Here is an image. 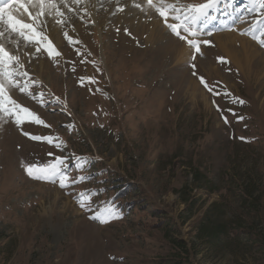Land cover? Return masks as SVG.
<instances>
[{
  "label": "rangeland",
  "instance_id": "obj_1",
  "mask_svg": "<svg viewBox=\"0 0 264 264\" xmlns=\"http://www.w3.org/2000/svg\"><path fill=\"white\" fill-rule=\"evenodd\" d=\"M68 2L76 11L64 9L63 26L45 17L40 28L61 56H32L36 46L20 41L24 69L39 81L32 93L47 103L18 89L16 101L50 127L0 116V264H264V46L249 34L250 0H220L197 37L211 41L197 75L194 50L153 9ZM81 77L97 83L81 86ZM56 156L69 158L71 177L91 178L62 189L28 175L26 165ZM85 190H96L87 209ZM109 204L118 218L92 219Z\"/></svg>",
  "mask_w": 264,
  "mask_h": 264
},
{
  "label": "snow or ice",
  "instance_id": "obj_2",
  "mask_svg": "<svg viewBox=\"0 0 264 264\" xmlns=\"http://www.w3.org/2000/svg\"><path fill=\"white\" fill-rule=\"evenodd\" d=\"M220 0H204L203 3H188L177 6L175 0H144V3L132 0L131 7L147 12L148 9H153L159 18L162 19L164 25L180 40L185 41L194 51L192 55V70L193 75H197V65L195 60L197 55L201 53V44L210 45L211 41L199 40L197 37L204 34L202 29L211 21L216 20V15L213 10L218 6ZM80 0H72V4L78 5ZM128 5H118L116 11L124 12ZM64 9L69 12H75L76 9L69 5L68 0H0V116L7 114L14 118V122L21 126L26 122L36 123L45 127H50L45 123L40 116L31 109L24 107L18 103L10 95L12 89H18L20 93L27 94L32 99L39 97V103L46 106L44 100V93L39 92L35 95L32 93V87L38 86L39 81L32 80L30 74L24 69L21 61L20 41L24 42V46L35 45V52L32 56L41 52L43 48L51 59L61 56V53L52 44L51 40L40 30L42 25H46L45 17H52L56 24L63 26L67 22L66 13ZM87 14V10H83ZM248 11L254 14L249 28V34L261 46H264V0H250ZM26 17V19L24 18ZM83 19V16H81ZM245 19L244 17L240 18ZM128 33V30L125 29ZM209 35L211 32L208 33ZM15 37V39H13ZM64 37L70 45H73L77 55H82L79 48L75 45L80 44V41L74 40L69 36L67 31L64 32ZM6 43H12L17 50V54H13ZM24 55H29L24 53ZM221 63H226L225 58H217ZM81 63H86V60H81ZM75 71L73 67L71 69ZM200 83L215 96L222 93L215 90V85H210L203 76H199ZM81 86L85 84H95L97 81L93 77H81L79 80ZM59 102V98H54ZM237 102L243 104L244 101L237 98ZM218 110L219 106H217ZM223 111V110H220ZM232 112V109L228 110ZM235 114V113H233ZM225 123H228L227 116L223 117ZM243 119V117H240ZM69 127L71 130L72 126ZM36 141H45L49 144H54L56 148L60 149L64 146V142L60 140L59 136H37L28 132L23 133ZM243 139V138H241ZM49 156H53L49 153ZM69 158L68 157H54V160L40 165L28 164L25 166L29 176L35 179L47 180L56 182L58 180L59 186L63 189L71 185L81 183L90 179V176H77L75 178L69 175ZM78 161L73 166L82 169L86 164V158H76ZM96 190H85L78 194V202L82 208L90 207L91 195L95 194ZM119 214L116 209L110 204L102 208L92 219H99L101 223H106L110 219L118 218ZM103 217V218H102Z\"/></svg>",
  "mask_w": 264,
  "mask_h": 264
},
{
  "label": "bare ground",
  "instance_id": "obj_3",
  "mask_svg": "<svg viewBox=\"0 0 264 264\" xmlns=\"http://www.w3.org/2000/svg\"><path fill=\"white\" fill-rule=\"evenodd\" d=\"M25 19H26V17H24ZM16 54V53H15ZM20 57H21V61L23 62V55L21 54L20 55ZM26 66V65H25ZM17 90H15V89H12L11 91H10V95L13 97V99H17V97H18V94H17Z\"/></svg>",
  "mask_w": 264,
  "mask_h": 264
},
{
  "label": "trees",
  "instance_id": "obj_4",
  "mask_svg": "<svg viewBox=\"0 0 264 264\" xmlns=\"http://www.w3.org/2000/svg\"><path fill=\"white\" fill-rule=\"evenodd\" d=\"M209 229H210V233H212V234L218 231V227L217 226H213V227H211Z\"/></svg>",
  "mask_w": 264,
  "mask_h": 264
}]
</instances>
